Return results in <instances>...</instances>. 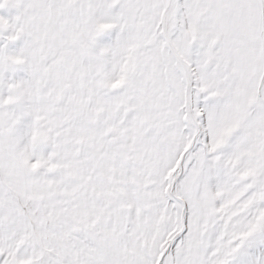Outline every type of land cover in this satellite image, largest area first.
Segmentation results:
<instances>
[{"label":"snow or ice","instance_id":"snow-or-ice-1","mask_svg":"<svg viewBox=\"0 0 264 264\" xmlns=\"http://www.w3.org/2000/svg\"><path fill=\"white\" fill-rule=\"evenodd\" d=\"M0 264H264V0H0Z\"/></svg>","mask_w":264,"mask_h":264}]
</instances>
